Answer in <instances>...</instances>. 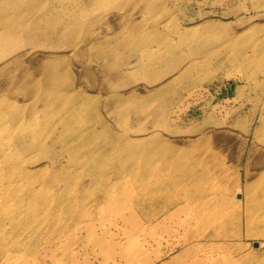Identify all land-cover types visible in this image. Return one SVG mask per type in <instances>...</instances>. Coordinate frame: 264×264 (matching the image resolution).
I'll list each match as a JSON object with an SVG mask.
<instances>
[{
	"label": "rangeland",
	"instance_id": "374dc122",
	"mask_svg": "<svg viewBox=\"0 0 264 264\" xmlns=\"http://www.w3.org/2000/svg\"><path fill=\"white\" fill-rule=\"evenodd\" d=\"M0 35V264H264V206L245 207L264 180V0H0ZM47 85L81 109L70 129ZM87 128L117 149L65 157ZM99 163L117 173L97 205L43 181ZM35 180L58 226L24 205Z\"/></svg>",
	"mask_w": 264,
	"mask_h": 264
},
{
	"label": "bare ground",
	"instance_id": "6f19581e",
	"mask_svg": "<svg viewBox=\"0 0 264 264\" xmlns=\"http://www.w3.org/2000/svg\"><path fill=\"white\" fill-rule=\"evenodd\" d=\"M7 30L11 31V32L18 31V30L24 32L25 28H22V27L19 28L17 26H13V27L10 26V27H8L6 29V31ZM33 36H35V35H33ZM29 38H32V34H30V37H27V39H29ZM11 47H12V45L5 43L2 40V36L0 35V52H4V51H7V50H10ZM45 76H47L49 78H53V79L58 78L57 74L54 72V70L53 71H50V70L47 71V74ZM35 82H36V83H34L35 85H38V86L40 85V83L37 80H35ZM48 94H50L49 95V100H51L52 101L51 103H53L54 105H56V106L57 105H61L62 106V104H64V105H66V107L70 108V114H69L70 116L68 117V120L66 119V121L64 122L66 127H68L70 129V127L76 122L78 115H80L81 109L76 108V107H74V106H72L70 104L71 101H72V97H68L67 100L64 99L63 102H61L62 98H63V93L62 92L59 93L58 90H56L55 88H52V86H50V85L45 86V96H46V98H47ZM41 100H46V99H44L42 97L40 99V101ZM32 102L33 103H38L36 100H34V101L32 100ZM119 102L122 103V101H119ZM33 103L30 102V104H33ZM65 103H67V104H65ZM93 133H94L93 130L90 129V128H87V129H84L83 131H81L80 134H83L82 138L84 140V142H82V144L80 146L81 149L80 148L79 149L68 148V149H66L64 151L63 155L65 157L72 158V157H74L75 154L83 152V150H84L85 152H88L92 156L100 157V156L104 155L106 151H110L112 153V152H114L117 149V146H116L114 141L109 142L105 146H103V145L96 146L94 144L91 145L90 143H92L91 141L93 140V135H94ZM122 147H124V145ZM59 162L60 161H59V158H58L57 155L52 157L51 163H59ZM59 165H61V164H59ZM126 166L127 165L123 164L122 162L120 163V167L124 168ZM263 166L261 168H259V169L262 170ZM69 168H71V167H69ZM105 168H106V166H104L102 163L94 164V165H83L82 170H80L78 172H75L73 174H69V175H71L73 177H69L68 176V178H65V177L62 176V173H61L62 168L60 170H56V169L54 170L53 169L51 175L45 176L43 178L44 180L43 179L42 180L48 182V184H60V185H62L64 187L63 188L64 189V193H65L66 189L69 190L68 186L75 185L76 183L78 184L80 189H82V188L85 189L86 187H90L91 189H96L95 191H98L97 193H95L97 195V198L94 199L93 203H95L97 205L104 198H108V197L110 198L111 196H113L111 193L106 192L105 190H103L104 189L103 184L106 185L109 182V180L113 179V177L117 173V171L114 170L113 172H110V174L107 176L106 174L100 173ZM67 171H70V170H67ZM81 171H83V172H81ZM260 171H258L257 175L260 173ZM135 172L139 173L136 170H135ZM81 176H83L81 179L80 178L78 180L75 179V178H78V177H81ZM259 177H260L259 181L255 184V186H256V190L258 191V193L261 194L260 201L259 202H258V200L255 201V203H256L255 206L253 204L245 205L246 209L249 210V211L251 209L252 210L254 208L258 209V208H261V207L264 206V187H263L264 186L263 185L264 184V180L262 181L263 174H260ZM38 179H40V178H37L36 180H38ZM36 180L33 181V182H29L28 183L30 186H28V188H27V193L30 192L28 194L29 195L31 194V196L27 197L28 203H26V200H25V204L24 203H22V204L26 205L27 209L34 210L35 213L39 211L38 215L46 213L47 217L50 216L49 218L45 217L46 218L45 221H46V224H47L48 228H51L52 225H57L58 226L61 222L58 221L59 219L56 218V214L57 213H55L53 211L50 212V205L51 204L48 203V201L50 200L49 196L47 194H41V195L35 194V193L32 194V191L34 190L33 187H34V184L36 183ZM99 183L101 184L102 187H100ZM248 189L249 188H247V191H248ZM10 195L19 197V196H21V193L13 191V192L10 193ZM253 198L249 197L248 195L245 196V200H248V201L253 200ZM59 203H63V202L60 201ZM152 204L153 203L150 202V203L147 204L146 207H149ZM86 205L87 204L83 203V201H82V203L81 202L79 203V207L78 208H82V207H84ZM56 206H58V204ZM70 206H71V204L68 205V203H65V204L62 205V209H63V207L69 208ZM41 209H43V211H41ZM46 209H47L48 212L46 211ZM81 211H83V210H81ZM86 211L87 210H84V212H83L84 215L90 213L89 211L88 212H86ZM78 212L80 213L79 209H78ZM189 242H190L189 240L185 239V241H183L180 246L189 245ZM9 246L16 247L17 244H9ZM18 246H20V244ZM113 247H114V245H113ZM123 250L125 251L124 254L127 253L125 249H123ZM191 250H192V247L185 248L183 250L185 253H182V254H184V256H188L189 257L190 256L189 254H192Z\"/></svg>",
	"mask_w": 264,
	"mask_h": 264
}]
</instances>
